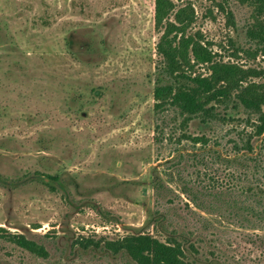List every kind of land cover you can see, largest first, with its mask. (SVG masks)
<instances>
[{
    "label": "rangeland",
    "instance_id": "374dc122",
    "mask_svg": "<svg viewBox=\"0 0 264 264\" xmlns=\"http://www.w3.org/2000/svg\"><path fill=\"white\" fill-rule=\"evenodd\" d=\"M171 1L194 10L188 34L214 61L264 82L252 5ZM153 17L154 0H0V264H136L77 244L135 234L175 238L191 264H264V177L227 162L247 156L232 144L251 132L245 112L221 106L183 126L174 109L154 110ZM184 133L208 145L178 143ZM251 145L264 166V135Z\"/></svg>",
    "mask_w": 264,
    "mask_h": 264
},
{
    "label": "trees",
    "instance_id": "16d2710c",
    "mask_svg": "<svg viewBox=\"0 0 264 264\" xmlns=\"http://www.w3.org/2000/svg\"><path fill=\"white\" fill-rule=\"evenodd\" d=\"M242 4L253 6L257 23L248 32V37L256 42L260 53L264 56V0H238ZM258 18H262L259 22ZM154 28L160 34L155 51L161 58V80L153 90L154 110L161 111L165 107L174 109L182 117V125L199 119L202 124L214 121L216 109L233 104L245 112V124L251 132L241 136L243 145L232 142L234 153L253 155V138L264 135V82H247L249 77H258L250 70L214 61L215 54L202 44L197 34H188L195 21L194 10L191 6L176 9L171 0H154ZM207 66V76L194 75L196 66ZM167 79L168 82H164ZM190 142L193 145L206 147L208 139L205 136L192 137L187 133L180 136L178 143ZM217 158L220 159L218 154ZM242 155V154H241ZM240 156L228 160L230 165L239 161L252 164V175L256 181L264 177V166L256 158ZM196 157V156H195ZM203 162V156L198 157ZM54 181L56 178L49 177ZM260 190V189H259ZM188 195L187 192H183ZM189 193H192L189 191ZM195 204V200H190ZM15 244L33 253L41 255L42 249L22 236H12ZM83 248L94 245L95 248L113 255L123 253L136 264H191L186 260L185 250L181 242L175 238H167L161 242L149 234L127 235L116 241L91 242L81 239L77 242Z\"/></svg>",
    "mask_w": 264,
    "mask_h": 264
}]
</instances>
